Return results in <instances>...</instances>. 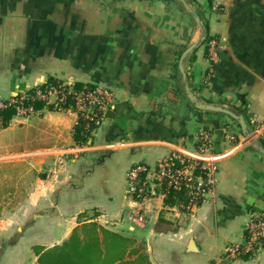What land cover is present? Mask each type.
I'll use <instances>...</instances> for the list:
<instances>
[{"label": "crops", "instance_id": "crops-1", "mask_svg": "<svg viewBox=\"0 0 264 264\" xmlns=\"http://www.w3.org/2000/svg\"><path fill=\"white\" fill-rule=\"evenodd\" d=\"M185 2L217 43L215 60L207 43L188 55L190 91L244 114L264 149V0ZM198 36L178 0H0V102L54 83L74 91L102 85L114 99L87 137L75 133L73 116L39 101H24L33 113L0 109V235L25 219L5 256L34 264L38 249L89 223L139 239L150 264H216L226 247L244 242L252 214L264 209V157L233 120L185 98L177 64ZM203 132L218 157L205 203L186 211L175 197L126 194L130 168L152 166L180 144L194 150ZM33 222L40 234L27 250L23 234ZM222 264H264V247Z\"/></svg>", "mask_w": 264, "mask_h": 264}, {"label": "built area", "instance_id": "built-area-1", "mask_svg": "<svg viewBox=\"0 0 264 264\" xmlns=\"http://www.w3.org/2000/svg\"><path fill=\"white\" fill-rule=\"evenodd\" d=\"M207 46L209 58L215 60L216 41H208ZM25 100L39 101L59 112L70 114L74 117V127H82L90 132L100 126L114 99L111 90L102 85L79 91L70 90L65 85L50 86L43 90L35 89L32 95L22 96L9 104L0 102V109L14 105L18 115L33 113L32 106L24 105ZM256 126L258 129L255 133L260 134L261 128ZM226 139L234 141V136L227 134ZM198 142L194 150L180 144L152 166L130 168L125 176L126 194L146 202L155 197L166 199L169 193H183L187 203L181 207L186 211L205 203L214 192L218 157L212 152L210 137L206 132L198 136ZM141 176L144 178L141 179ZM259 247H264V209L252 214L246 226L244 242L226 247L224 258L235 259L254 253ZM221 260L216 264H222Z\"/></svg>", "mask_w": 264, "mask_h": 264}, {"label": "trees", "instance_id": "trees-1", "mask_svg": "<svg viewBox=\"0 0 264 264\" xmlns=\"http://www.w3.org/2000/svg\"><path fill=\"white\" fill-rule=\"evenodd\" d=\"M164 1L168 3L172 0ZM210 40L212 38L205 35L202 44ZM248 129L251 130L250 127ZM76 131L87 137V132L82 127H75V133ZM174 197L187 203L183 193H169L167 202L170 203ZM36 255L37 264H150L148 256L134 238H125L94 223L74 229L61 244L49 249H38Z\"/></svg>", "mask_w": 264, "mask_h": 264}, {"label": "water", "instance_id": "water-1", "mask_svg": "<svg viewBox=\"0 0 264 264\" xmlns=\"http://www.w3.org/2000/svg\"><path fill=\"white\" fill-rule=\"evenodd\" d=\"M179 3L182 5L184 11L192 18L198 32H199V36L197 38V40H195L192 44H190L180 55L179 60H178V64H177V71L180 75V79H181V85H182V89H183V94L185 96V98L187 99V101L189 102V104L196 110L199 111H206V112H212V113H217V114H222L228 118H230L231 120H233L237 126L240 129V132L243 136V138L248 142V144L255 150L257 151L259 154H261L264 157V149L260 148L256 138L252 135V133L249 131V129L247 128L246 122L244 120V118L227 109V108H223L220 106H214V105H210V104H205L202 103L189 89L188 85H187V81H186V74H185V70H184V63L188 57V55L192 52H194L204 41L205 39V35H204V26L203 23L200 19V17L187 5V3L185 2V0H178ZM189 250H193L194 248V244L193 241L189 242V246H188Z\"/></svg>", "mask_w": 264, "mask_h": 264}, {"label": "rangeland", "instance_id": "rangeland-1", "mask_svg": "<svg viewBox=\"0 0 264 264\" xmlns=\"http://www.w3.org/2000/svg\"><path fill=\"white\" fill-rule=\"evenodd\" d=\"M50 207L47 208V209H44L42 210L41 212H43L42 214L45 215V214H49L50 215ZM39 212V208L38 209H35V211H33L32 213H30V215H28L26 218L27 220H29V217L31 216V214H41V213H38ZM49 212V213H48ZM24 218L20 215L18 219L14 220V223L11 225V227H8L9 229H4L2 232H4V235H0L1 238L3 239H0V250L3 249V252L1 253L0 251V264H14L13 261H10L8 262V259H10V257L8 256H5L4 255V251H7L9 250L10 248H12L13 246H15L18 242H19V239H15V241L13 242V239H14V232H15V228L18 226V224H20V222H22V224L24 223ZM28 226L26 225H22L21 228H24V229H27ZM28 230H29V227H28ZM28 230H25V234H23L24 236V242H26V249L27 250H30V248H32V245H34L35 243L38 242V240L36 238L39 237V230H38V225L35 224V222H33L32 224V231L31 233H28ZM7 232L9 233L8 235ZM137 244L138 245H141V242L139 239H135ZM4 243V244H2ZM30 244V245H29ZM9 245V246H7ZM10 247V248H9ZM2 248V249H1ZM37 250V249H35ZM33 253V251H32ZM223 261L225 260V254H223ZM32 258V257H31ZM13 259L14 261H17L18 263L16 264H25V258H22L20 256H17L15 258H11ZM10 259V260H11ZM20 262V263H19ZM25 262V263H24ZM34 264H37V261L36 262H33Z\"/></svg>", "mask_w": 264, "mask_h": 264}]
</instances>
